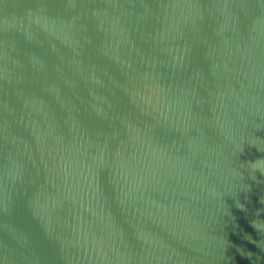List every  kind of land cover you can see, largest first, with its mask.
Instances as JSON below:
<instances>
[{
  "label": "water",
  "instance_id": "1",
  "mask_svg": "<svg viewBox=\"0 0 264 264\" xmlns=\"http://www.w3.org/2000/svg\"><path fill=\"white\" fill-rule=\"evenodd\" d=\"M0 264H264V0H0Z\"/></svg>",
  "mask_w": 264,
  "mask_h": 264
}]
</instances>
